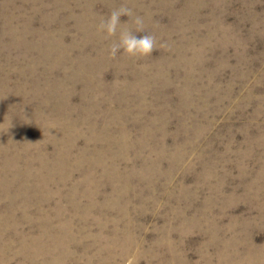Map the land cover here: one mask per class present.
I'll list each match as a JSON object with an SVG mask.
<instances>
[{
  "label": "rangeland",
  "instance_id": "1",
  "mask_svg": "<svg viewBox=\"0 0 264 264\" xmlns=\"http://www.w3.org/2000/svg\"><path fill=\"white\" fill-rule=\"evenodd\" d=\"M133 252L264 264V0H0V264Z\"/></svg>",
  "mask_w": 264,
  "mask_h": 264
},
{
  "label": "clouds",
  "instance_id": "2",
  "mask_svg": "<svg viewBox=\"0 0 264 264\" xmlns=\"http://www.w3.org/2000/svg\"><path fill=\"white\" fill-rule=\"evenodd\" d=\"M121 17L131 18L135 29L121 27L123 23H126L121 20ZM96 30L103 33L106 38L115 37L107 47V53L112 58H115L118 53L131 58L145 57L151 55L155 49L154 36L148 33L137 35L145 33L143 17L138 15L133 17L132 10L127 7L111 10L107 18L100 20ZM125 264H137L135 252L127 256Z\"/></svg>",
  "mask_w": 264,
  "mask_h": 264
}]
</instances>
